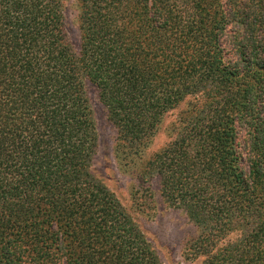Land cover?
Listing matches in <instances>:
<instances>
[{"label":"trees","instance_id":"obj_1","mask_svg":"<svg viewBox=\"0 0 264 264\" xmlns=\"http://www.w3.org/2000/svg\"><path fill=\"white\" fill-rule=\"evenodd\" d=\"M77 11L75 52L64 0H0V264H163L94 177L86 82L115 158L156 175L198 228L199 264H264V0H77ZM186 98L172 140L144 160Z\"/></svg>","mask_w":264,"mask_h":264},{"label":"rangeland","instance_id":"obj_2","mask_svg":"<svg viewBox=\"0 0 264 264\" xmlns=\"http://www.w3.org/2000/svg\"><path fill=\"white\" fill-rule=\"evenodd\" d=\"M64 1L66 35L73 50L77 52V0ZM86 93L100 138V148L93 166L94 177L118 199L125 212L153 244L163 264H199L203 253H199L196 248L198 228L183 212L163 201L156 175L139 178L132 168L123 166V162L115 158V129L107 118L105 107L98 99L96 88L87 82ZM191 101L186 98L164 116L151 143L143 150L144 160L172 140L175 122Z\"/></svg>","mask_w":264,"mask_h":264}]
</instances>
